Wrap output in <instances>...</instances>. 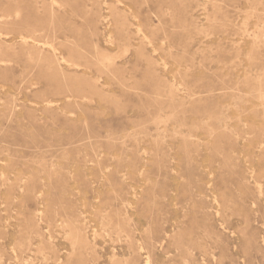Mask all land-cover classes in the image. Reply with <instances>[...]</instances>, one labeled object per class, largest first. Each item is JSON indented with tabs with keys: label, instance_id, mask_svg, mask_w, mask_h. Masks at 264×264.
I'll use <instances>...</instances> for the list:
<instances>
[{
	"label": "rangeland",
	"instance_id": "374dc122",
	"mask_svg": "<svg viewBox=\"0 0 264 264\" xmlns=\"http://www.w3.org/2000/svg\"><path fill=\"white\" fill-rule=\"evenodd\" d=\"M0 264H264V0H0Z\"/></svg>",
	"mask_w": 264,
	"mask_h": 264
},
{
	"label": "bare ground",
	"instance_id": "6f19581e",
	"mask_svg": "<svg viewBox=\"0 0 264 264\" xmlns=\"http://www.w3.org/2000/svg\"><path fill=\"white\" fill-rule=\"evenodd\" d=\"M24 39V38H23ZM26 40H28V39H26ZM31 41V40H30ZM44 46V45H43ZM53 49V48H52ZM43 50V49H42ZM54 53H56V52H54ZM110 62V61H109Z\"/></svg>",
	"mask_w": 264,
	"mask_h": 264
}]
</instances>
